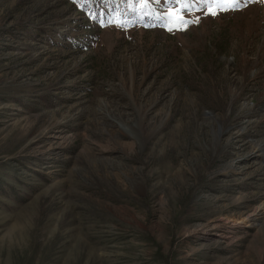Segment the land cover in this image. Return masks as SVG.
<instances>
[{"label":"rangeland","instance_id":"374dc122","mask_svg":"<svg viewBox=\"0 0 264 264\" xmlns=\"http://www.w3.org/2000/svg\"><path fill=\"white\" fill-rule=\"evenodd\" d=\"M231 3L0 0V264H264V0Z\"/></svg>","mask_w":264,"mask_h":264},{"label":"snow or ice","instance_id":"6c2138e0","mask_svg":"<svg viewBox=\"0 0 264 264\" xmlns=\"http://www.w3.org/2000/svg\"><path fill=\"white\" fill-rule=\"evenodd\" d=\"M175 2L179 5V8L170 10V15L180 24L189 23V21H186L184 19V10L197 8L199 5H202L208 9L209 14L216 15V12L212 10L213 7L220 9L225 7L226 4V0H175ZM140 3L142 6H147L148 0H140ZM129 6H131V4ZM228 6L238 7V4L235 3V0H233V3L229 4ZM111 22L116 23L117 26L121 27H123L127 23L125 20L119 18V14H115V19ZM171 30L172 29L169 28V31Z\"/></svg>","mask_w":264,"mask_h":264},{"label":"bare ground","instance_id":"6f19581e","mask_svg":"<svg viewBox=\"0 0 264 264\" xmlns=\"http://www.w3.org/2000/svg\"><path fill=\"white\" fill-rule=\"evenodd\" d=\"M263 207H260L258 210H257V213L256 214H262V212H263Z\"/></svg>","mask_w":264,"mask_h":264}]
</instances>
